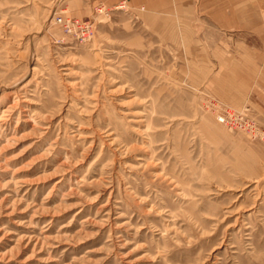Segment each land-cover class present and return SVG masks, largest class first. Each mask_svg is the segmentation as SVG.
<instances>
[{
    "label": "rangeland",
    "instance_id": "374dc122",
    "mask_svg": "<svg viewBox=\"0 0 264 264\" xmlns=\"http://www.w3.org/2000/svg\"><path fill=\"white\" fill-rule=\"evenodd\" d=\"M179 17L0 0V264H264V28Z\"/></svg>",
    "mask_w": 264,
    "mask_h": 264
},
{
    "label": "crops",
    "instance_id": "0c3cea01",
    "mask_svg": "<svg viewBox=\"0 0 264 264\" xmlns=\"http://www.w3.org/2000/svg\"><path fill=\"white\" fill-rule=\"evenodd\" d=\"M104 4L117 5L124 3L129 8H135L137 12L145 15H155L157 17L163 15H173L176 13L178 19L184 14L186 9H196L200 6H207L208 11L214 22H220L225 29L232 28L234 15L241 18L243 22L249 19L255 24V28H264V0H98ZM87 8L81 11V14L89 13V3L86 2ZM163 19L162 17H160ZM146 20V19H145ZM167 20V18H166ZM162 28V27H161ZM251 77L253 78L251 80ZM257 73L254 72L248 80V86L256 83ZM263 90L262 82L258 84ZM264 95V91H262Z\"/></svg>",
    "mask_w": 264,
    "mask_h": 264
},
{
    "label": "built area",
    "instance_id": "2783aa9c",
    "mask_svg": "<svg viewBox=\"0 0 264 264\" xmlns=\"http://www.w3.org/2000/svg\"><path fill=\"white\" fill-rule=\"evenodd\" d=\"M57 21L61 22L68 29H80L84 37H90L93 33V24L90 21L72 17L64 18L62 16H58ZM220 120L226 124L228 123V119L225 116H222ZM247 125L250 127L249 131L253 135H257L255 127L253 125H250V123H247Z\"/></svg>",
    "mask_w": 264,
    "mask_h": 264
}]
</instances>
